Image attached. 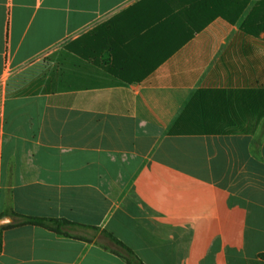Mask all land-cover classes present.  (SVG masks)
<instances>
[{
	"label": "crops",
	"instance_id": "obj_1",
	"mask_svg": "<svg viewBox=\"0 0 264 264\" xmlns=\"http://www.w3.org/2000/svg\"><path fill=\"white\" fill-rule=\"evenodd\" d=\"M257 1L0 0V264H264Z\"/></svg>",
	"mask_w": 264,
	"mask_h": 264
},
{
	"label": "trees",
	"instance_id": "obj_2",
	"mask_svg": "<svg viewBox=\"0 0 264 264\" xmlns=\"http://www.w3.org/2000/svg\"><path fill=\"white\" fill-rule=\"evenodd\" d=\"M241 29L252 34L264 32V0H258L253 5L242 22ZM262 93H264V89L259 91V96H261ZM2 215L3 214L0 216ZM12 215L20 216L22 218L21 221L17 222L19 225L29 224L42 226L58 234H66L64 228L73 224L61 218L25 216L17 213H12ZM8 226L10 225L1 226L0 229H5ZM97 243L104 249H108L112 253L120 256L127 264H144L129 246L105 230L100 232V237L97 240ZM259 257H264V253H260Z\"/></svg>",
	"mask_w": 264,
	"mask_h": 264
},
{
	"label": "rangeland",
	"instance_id": "obj_3",
	"mask_svg": "<svg viewBox=\"0 0 264 264\" xmlns=\"http://www.w3.org/2000/svg\"><path fill=\"white\" fill-rule=\"evenodd\" d=\"M214 122L210 120L202 121V123L196 122L193 123L189 128L190 129H204L209 130L214 128ZM262 260H264V257H260Z\"/></svg>",
	"mask_w": 264,
	"mask_h": 264
},
{
	"label": "water",
	"instance_id": "obj_4",
	"mask_svg": "<svg viewBox=\"0 0 264 264\" xmlns=\"http://www.w3.org/2000/svg\"><path fill=\"white\" fill-rule=\"evenodd\" d=\"M11 221L10 217L4 216L0 218V226L5 225Z\"/></svg>",
	"mask_w": 264,
	"mask_h": 264
}]
</instances>
